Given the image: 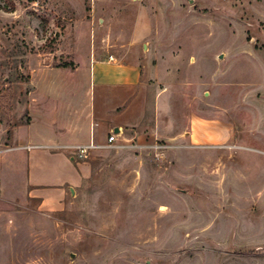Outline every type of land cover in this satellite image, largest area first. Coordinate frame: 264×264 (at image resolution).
Wrapping results in <instances>:
<instances>
[{
    "label": "rangeland",
    "instance_id": "374dc122",
    "mask_svg": "<svg viewBox=\"0 0 264 264\" xmlns=\"http://www.w3.org/2000/svg\"><path fill=\"white\" fill-rule=\"evenodd\" d=\"M101 53L141 67L142 120L43 206L40 73ZM0 264H264V0H0Z\"/></svg>",
    "mask_w": 264,
    "mask_h": 264
},
{
    "label": "crops",
    "instance_id": "0c3cea01",
    "mask_svg": "<svg viewBox=\"0 0 264 264\" xmlns=\"http://www.w3.org/2000/svg\"><path fill=\"white\" fill-rule=\"evenodd\" d=\"M41 73V91L33 99L38 108L25 138L28 142L21 149L29 150L31 195L50 208L56 205V196L64 193V186L90 178V163L78 161L74 147L87 146L91 141L105 147L112 134L118 139L120 130L140 124L136 99L142 76L139 65L103 53L86 56L74 69L55 68ZM81 73L86 74V80ZM88 90L94 102L83 112ZM43 102L46 108L40 109ZM123 108L125 111L119 114ZM69 123L77 128L75 132L68 130ZM54 167H65L69 173L64 175Z\"/></svg>",
    "mask_w": 264,
    "mask_h": 264
},
{
    "label": "built area",
    "instance_id": "2783aa9c",
    "mask_svg": "<svg viewBox=\"0 0 264 264\" xmlns=\"http://www.w3.org/2000/svg\"><path fill=\"white\" fill-rule=\"evenodd\" d=\"M116 140H117V136L112 134L108 138V143L106 147H112V145L116 142ZM102 148L104 147L98 146L94 143V141H91V143L87 146L74 147V150L76 151L80 159H87L89 157V154H91V152Z\"/></svg>",
    "mask_w": 264,
    "mask_h": 264
},
{
    "label": "water",
    "instance_id": "95a60500",
    "mask_svg": "<svg viewBox=\"0 0 264 264\" xmlns=\"http://www.w3.org/2000/svg\"><path fill=\"white\" fill-rule=\"evenodd\" d=\"M119 130L117 129L116 132H118Z\"/></svg>",
    "mask_w": 264,
    "mask_h": 264
},
{
    "label": "trees",
    "instance_id": "16d2710c",
    "mask_svg": "<svg viewBox=\"0 0 264 264\" xmlns=\"http://www.w3.org/2000/svg\"><path fill=\"white\" fill-rule=\"evenodd\" d=\"M64 67H68V66H64Z\"/></svg>",
    "mask_w": 264,
    "mask_h": 264
}]
</instances>
